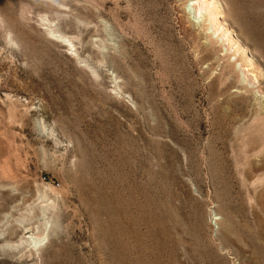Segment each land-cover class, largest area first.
Wrapping results in <instances>:
<instances>
[{
  "label": "rangeland",
  "instance_id": "374dc122",
  "mask_svg": "<svg viewBox=\"0 0 264 264\" xmlns=\"http://www.w3.org/2000/svg\"><path fill=\"white\" fill-rule=\"evenodd\" d=\"M194 1L0 0V264H264V0L249 71Z\"/></svg>",
  "mask_w": 264,
  "mask_h": 264
},
{
  "label": "bare ground",
  "instance_id": "6f19581e",
  "mask_svg": "<svg viewBox=\"0 0 264 264\" xmlns=\"http://www.w3.org/2000/svg\"><path fill=\"white\" fill-rule=\"evenodd\" d=\"M194 2L193 6H195V15L200 18L198 20L199 23L201 20L203 22L204 18L208 17L210 22L215 27V30L222 33L223 38L227 41V44L232 46V49H234L236 53L243 55L244 61L246 62L244 71H249L250 67L251 69L257 68V62L253 57L252 52L241 41L234 29L228 24V16L223 0H195Z\"/></svg>",
  "mask_w": 264,
  "mask_h": 264
}]
</instances>
